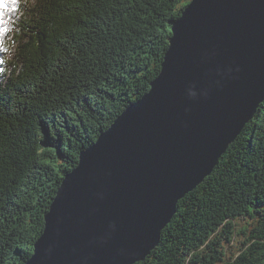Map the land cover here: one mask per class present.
Returning <instances> with one entry per match:
<instances>
[{
  "label": "trees",
  "instance_id": "16d2710c",
  "mask_svg": "<svg viewBox=\"0 0 264 264\" xmlns=\"http://www.w3.org/2000/svg\"><path fill=\"white\" fill-rule=\"evenodd\" d=\"M191 0H6L0 264H25L65 174L158 76ZM136 264H264V99Z\"/></svg>",
  "mask_w": 264,
  "mask_h": 264
},
{
  "label": "water",
  "instance_id": "95a60500",
  "mask_svg": "<svg viewBox=\"0 0 264 264\" xmlns=\"http://www.w3.org/2000/svg\"><path fill=\"white\" fill-rule=\"evenodd\" d=\"M149 91L65 174L25 264H136L264 99V0H191Z\"/></svg>",
  "mask_w": 264,
  "mask_h": 264
},
{
  "label": "snow or ice",
  "instance_id": "6c2138e0",
  "mask_svg": "<svg viewBox=\"0 0 264 264\" xmlns=\"http://www.w3.org/2000/svg\"><path fill=\"white\" fill-rule=\"evenodd\" d=\"M12 5L16 4V0H11ZM8 3H6V0H0V10L7 9ZM4 16V11H0V18Z\"/></svg>",
  "mask_w": 264,
  "mask_h": 264
}]
</instances>
